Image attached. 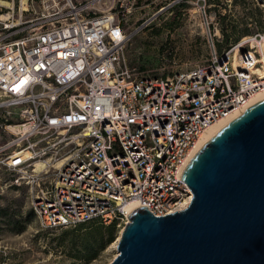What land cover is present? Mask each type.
I'll use <instances>...</instances> for the list:
<instances>
[{
	"label": "built area",
	"instance_id": "2783aa9c",
	"mask_svg": "<svg viewBox=\"0 0 264 264\" xmlns=\"http://www.w3.org/2000/svg\"><path fill=\"white\" fill-rule=\"evenodd\" d=\"M127 1L20 0V17L43 6L34 23L20 35L0 28V127L12 133L0 165L33 186L45 227L126 220L131 200L155 215L181 210L201 133L264 90V25L187 69L139 74L124 55ZM251 2L264 23V0Z\"/></svg>",
	"mask_w": 264,
	"mask_h": 264
},
{
	"label": "rangeland",
	"instance_id": "374dc122",
	"mask_svg": "<svg viewBox=\"0 0 264 264\" xmlns=\"http://www.w3.org/2000/svg\"><path fill=\"white\" fill-rule=\"evenodd\" d=\"M127 2L133 12L121 21L127 34L124 55L139 74L167 75L187 69L210 58L214 45L222 51L264 25L260 9L251 0ZM31 6L20 17V0H15L14 16L1 20L0 28L10 24L5 29L19 35L29 29L33 16L43 9L39 4ZM10 11V6L0 5V13ZM11 134L1 126L0 144ZM15 175L0 165V264H109L113 260L117 253L113 242L125 226L124 218L45 227L31 202L33 186L12 181Z\"/></svg>",
	"mask_w": 264,
	"mask_h": 264
},
{
	"label": "water",
	"instance_id": "95a60500",
	"mask_svg": "<svg viewBox=\"0 0 264 264\" xmlns=\"http://www.w3.org/2000/svg\"><path fill=\"white\" fill-rule=\"evenodd\" d=\"M181 178L193 192L187 208H135L109 264H264V97L208 140Z\"/></svg>",
	"mask_w": 264,
	"mask_h": 264
},
{
	"label": "bare ground",
	"instance_id": "6f19581e",
	"mask_svg": "<svg viewBox=\"0 0 264 264\" xmlns=\"http://www.w3.org/2000/svg\"><path fill=\"white\" fill-rule=\"evenodd\" d=\"M23 6H27L26 5V0H23ZM1 4H6L8 6H11V2L8 0H0ZM11 15L9 13H3L1 19L3 20H8V18H10ZM119 34H122V32H119ZM259 46L261 48V50L264 52V40L260 41ZM28 75L27 73H25L24 75L20 76V80L16 79V82L14 84L15 88H19L20 86H22V84L27 81L28 79ZM262 97H264V90L255 94L245 105L241 106L240 108H238L236 111H234L232 114L226 116V117H222L220 119H218L217 121H215L212 125L209 126V128H207L204 132L201 133L200 137L198 138V140L196 141L195 145L192 147L189 156L186 159V162L183 166V168H186L187 165L189 164V162H191V160L193 159V157L195 156V154L199 151V149L208 141L210 140L220 129H222L225 125H227L230 121H232L234 118H237V116L244 112L248 106H251L252 104L256 103L258 100H260ZM26 127H29L26 126ZM14 128V127H13ZM25 154H28L30 151H25ZM62 163V160H58L56 165H59ZM44 165L43 161H39L36 163V167L39 169ZM191 197V196H190ZM190 197L185 198L184 200H182L181 204H180V209H184L187 208L189 202H190ZM127 206H125V212H126V220L129 221V214L137 207H139L141 205V203L137 200H131L129 202L126 203ZM125 221V224L126 222ZM125 226H123L124 228ZM123 228L121 229L119 235L117 236V239L113 242V246L117 247L118 241L121 238V234L123 231ZM117 254V253H116Z\"/></svg>",
	"mask_w": 264,
	"mask_h": 264
},
{
	"label": "trees",
	"instance_id": "16d2710c",
	"mask_svg": "<svg viewBox=\"0 0 264 264\" xmlns=\"http://www.w3.org/2000/svg\"><path fill=\"white\" fill-rule=\"evenodd\" d=\"M98 220V222H101V223H103L102 221H100L98 218H95V219H92V220H88V221H85V222H91V221H97Z\"/></svg>",
	"mask_w": 264,
	"mask_h": 264
}]
</instances>
